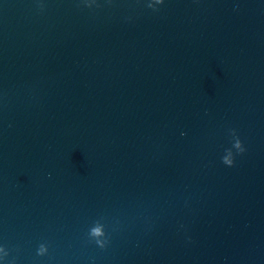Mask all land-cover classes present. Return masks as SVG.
<instances>
[{"label": "water", "instance_id": "water-1", "mask_svg": "<svg viewBox=\"0 0 264 264\" xmlns=\"http://www.w3.org/2000/svg\"><path fill=\"white\" fill-rule=\"evenodd\" d=\"M0 264H264V0H0Z\"/></svg>", "mask_w": 264, "mask_h": 264}]
</instances>
